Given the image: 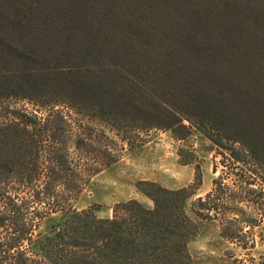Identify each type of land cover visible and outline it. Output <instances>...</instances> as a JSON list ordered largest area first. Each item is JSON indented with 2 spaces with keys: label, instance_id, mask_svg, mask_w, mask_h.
I'll return each mask as SVG.
<instances>
[{
  "label": "trees",
  "instance_id": "trees-1",
  "mask_svg": "<svg viewBox=\"0 0 264 264\" xmlns=\"http://www.w3.org/2000/svg\"><path fill=\"white\" fill-rule=\"evenodd\" d=\"M91 1L89 29L76 19L45 17V12L60 9L58 2L0 1V264H196L188 243L200 227L185 209L195 193L189 185L172 189L138 181L136 188L153 205L130 198L115 203L105 218L93 208L75 207L90 180L88 123L98 115L93 93H103L101 113L118 134L131 126L129 112L135 109L141 113L135 118L139 130L180 126L187 133L174 136L183 140L195 127L208 137L222 162L236 168L239 196L230 199L256 205L259 217L244 220L251 228L260 225L264 212V200H259L264 199V124L248 117L236 121L220 112L213 113L220 126L211 122L209 128V121L192 122L186 99L177 104L166 97L172 90L190 98L214 87L209 72L201 84L189 83L196 75L186 70L181 76L168 52L170 46L174 53L183 46H229L221 36L205 42L200 20L192 16L182 21L188 29H176L168 45L148 32V39L139 42L137 33L123 31L127 24L122 18L102 14L105 6ZM140 30L146 33L144 27ZM20 100L29 106L18 104ZM185 117L189 127L182 125ZM117 158L118 152L111 150L105 165ZM228 173L223 171L214 188L196 198L194 212L200 218H205L203 211L217 209V201L227 194ZM259 240L264 244V226ZM253 246V239L243 244ZM258 264H264V256Z\"/></svg>",
  "mask_w": 264,
  "mask_h": 264
},
{
  "label": "rangeland",
  "instance_id": "rangeland-1",
  "mask_svg": "<svg viewBox=\"0 0 264 264\" xmlns=\"http://www.w3.org/2000/svg\"><path fill=\"white\" fill-rule=\"evenodd\" d=\"M0 1L58 2L60 9L55 13L45 12V17H59L61 22L76 19L82 28H90L91 0ZM97 3L105 6L101 10L102 14L122 18V23L127 24L122 30L125 33H137L136 40L139 42L148 39V32L164 39L159 44L168 45L176 29H188V23L185 25L182 21L192 16L200 20L204 27H198V30L205 42L221 36L229 46L209 44L201 49L183 46L177 53L170 46L168 52L171 65L178 67L181 76L185 75L186 70L196 75L195 78H189V83L198 80L201 84L209 72L214 87L204 88L190 98L172 90L166 97L177 104L186 99L188 116L192 122L209 121V128L212 127L211 122L214 126H220L219 117L213 115L220 112L236 121L242 117L254 119L255 123L257 120L258 125L263 127L264 0H98ZM70 22L73 21L63 23L65 30L70 28ZM140 26L146 29V33L140 30ZM189 28L196 32L195 26L190 25ZM211 46L218 47L214 51ZM237 49L239 51L232 56L231 52ZM230 92L232 94L228 95ZM93 94L94 111L98 115L90 117L88 123L90 160L86 163L90 165V180L75 201V207L93 208L98 217L105 218L112 215L115 203L130 198H136L148 207L153 205L136 188L138 181L150 180L172 189L189 185L195 193L186 200L185 209L200 227L198 235L188 243L193 261L196 264H258L260 257L264 256V244L259 240V233L264 226V212L262 221L258 222L260 225L251 228L244 223L246 219L259 217L254 210L256 205H243L236 202L237 199H230V196H239V183H236L237 176L234 174L236 168L226 159V162H222V155L217 152L216 145L195 127H191L190 134L183 140L174 136V133H187L180 126L173 130H139L135 126V118L141 113L135 109L129 112L133 118L131 126L118 134L109 129L101 113L105 102L103 93L95 91ZM18 104L29 106L24 100ZM182 125L190 126L186 117ZM111 150L118 152V158L106 166ZM223 171L229 172L227 194L217 201V209L203 211L205 218H200L194 212V202L197 197H204L214 188V179ZM250 197L254 198V195ZM232 208L244 210L245 214L235 213ZM48 220H42L40 230L46 229ZM237 231L238 237H235ZM252 239L254 246L244 248L243 244L250 243Z\"/></svg>",
  "mask_w": 264,
  "mask_h": 264
}]
</instances>
